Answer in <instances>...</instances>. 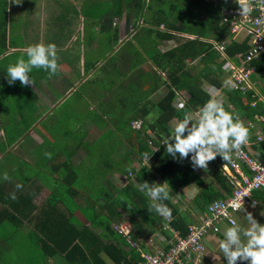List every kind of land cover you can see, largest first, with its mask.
<instances>
[{
  "label": "trees",
  "instance_id": "16d2710c",
  "mask_svg": "<svg viewBox=\"0 0 264 264\" xmlns=\"http://www.w3.org/2000/svg\"><path fill=\"white\" fill-rule=\"evenodd\" d=\"M5 3L4 0H0V17L5 13ZM93 3L99 7L97 2L93 1ZM101 4L99 9H104L105 12L99 13L98 20L112 12L114 16L121 17L122 12L126 10L129 19L134 13L133 17L136 20L141 18L148 22L150 26L154 23L156 28L159 25L166 28L163 33L156 31L154 27L146 28L149 35L155 31L157 38L169 40L174 38L170 32H174L193 35L196 39H186V41L178 42V45L166 51V58H155L156 56H154L155 59H150L153 65H157L158 69H163L160 68L163 63L170 69L163 80L168 91L154 106L156 107L155 121H145L152 109L143 105L142 114H139L135 109L137 107H135L134 114L125 120L124 124L131 133L135 134L138 145L136 149L131 147V150L127 153L137 155L139 161L144 158V153H148L150 156L148 161L152 165L142 166L137 171L132 170L133 177L127 178L126 185L123 188L113 187L114 193H110L106 187L100 185L97 190L99 193L98 198H90L89 205L95 208L90 215L95 219H88V222L94 228L98 225L101 228V233L98 235L95 230L85 225L82 227L75 226L68 218L61 219L60 223L62 224H60L59 229L53 230L52 226L55 225L49 220L50 216L46 213L45 217L49 222L44 224L41 222L35 223L31 235L41 245L40 250L44 259L45 257L58 256L67 264H138L141 260L139 254L135 250L126 249L123 239L113 230L112 224L120 221L115 217L121 215L118 212V209L121 208L130 216L129 221L132 222L131 224L134 227L132 233L134 240L139 241L137 236L139 224L136 223V217L148 225L151 230L166 232L162 226L164 218L150 209L151 201L140 188L143 182L149 184L153 182L163 184L166 182L169 184L170 199L164 201V203L172 211L171 228L181 236L188 233L187 227L190 222L187 211L181 210V206L183 207L184 203H188L187 201L184 202L185 197L182 189L190 184L199 187L198 194L190 202L197 211V215L202 214L209 204L219 198H224L225 194L230 191L224 177L218 171L217 163L214 164L210 161L208 165L213 169L212 177L219 188L204 182L192 169L189 160L173 159L166 153L162 144L171 135L172 123H175V120L178 122L184 119L186 113L193 115V111L201 107L210 98L202 86L203 82L206 81L217 87L222 85L223 79H221V76L224 75L222 68L224 62L213 51L211 44L204 40L208 37L213 38L215 41L222 40L228 34V28L221 25L218 6L213 9L211 5L205 3V0H106ZM224 6H226V3L220 5V7ZM202 14L205 19L201 17ZM58 22L61 23V19ZM0 25V30L4 32L6 28L5 18L2 19ZM133 26L138 27L135 22ZM193 27H200L202 32L194 33ZM175 38L177 41L179 40L178 37ZM233 38V40L230 39L231 41L227 46V53L232 58L238 53H246L249 48L246 43L239 42V40L241 41L240 35ZM182 39L185 38L182 37ZM152 45L155 48V44ZM5 46V41L0 43V49L2 47L4 49ZM3 52L1 51L0 54ZM197 58L202 59L203 67L199 73L193 75L182 64L187 59L195 60ZM253 64L258 65L257 62H253ZM5 75L6 66L2 65L0 68V83L6 79ZM136 91L139 93L138 95L144 96L143 92L137 89ZM178 94L185 99L183 108L174 106ZM250 101L251 94L242 95L232 90L225 91L223 104L226 110L233 112L242 122L244 119L254 121L255 114H263L264 107L259 104L256 108H252L249 105ZM137 117L142 121L140 130L131 128V122ZM1 125L2 122H0V129L3 128ZM5 136V140L1 144L3 146L0 147L3 152L7 149V146H11L17 139L12 136V133H6ZM155 149L159 150L156 151ZM246 149L251 156L257 157L256 151L264 152V142L246 147ZM219 159L220 161L223 160L221 157ZM131 163L132 161L128 162L127 167L116 169L119 173L128 175ZM4 186L5 184H0V193L2 194L0 196V227L9 222H22L23 218L32 213L31 208L21 207L22 204L26 205L25 199L20 198L19 195L16 196V199H11V194L14 192L6 193L3 190ZM100 198H103V203L98 207L100 211H96L97 200ZM254 199L258 203H264V189L256 192ZM2 218H5V220H1ZM141 245L144 249L147 248L146 245L142 243Z\"/></svg>",
  "mask_w": 264,
  "mask_h": 264
},
{
  "label": "crops",
  "instance_id": "0c3cea01",
  "mask_svg": "<svg viewBox=\"0 0 264 264\" xmlns=\"http://www.w3.org/2000/svg\"><path fill=\"white\" fill-rule=\"evenodd\" d=\"M29 6V10H27V22L32 23L31 28H28V35L26 36L24 31H21L22 34H19V29L16 27L15 28V19L18 20V12H19V4L18 3H5V13L2 15V19H6V28L4 32L0 30L3 36H5V44L7 49L0 54V61L4 59H11L15 55H21L25 53V48L30 45V44H35V43H54L56 45L57 53H58V61H61L60 63L63 64L64 66H67L65 63V60L62 56H65L68 52V50L75 49V46L79 48L80 54L78 56V59L74 61L71 67H66L61 69L58 67V72L55 76H53V84L52 88L54 90H51L47 84L43 85L42 87L35 88V95L37 96L35 100L38 104L33 108L32 113H38L40 112V115L35 117L36 119L32 123L25 122L24 125L20 127V129H23L19 137H17L15 143H13L11 146H7V149H9L7 152H3L0 150V155H3L0 157V162L4 159L5 155L8 153L15 154L17 159H21V162H24L25 164L28 165L29 168H38L43 174H46V178L44 180L38 179L36 176L33 175H28L27 178L24 179V182L20 180L19 178L15 179V176L12 178H9V180H1L0 179V184L5 183L7 187H5L3 190L6 193L14 192L18 190L19 192L15 193V195H19L20 198L25 199L24 202L25 204H22L21 207H28L29 209H32V213L29 214V216H26V218H23L22 222H9L4 225H1V228L6 230L8 228L7 224L14 230V235L16 236L17 240H21L23 242V246H25V242L20 238L22 236L29 238L30 240H35L32 238L33 235H31V230L34 227V224L37 222L41 223H48V219H46V213L49 214L50 216V221L55 226H52V229H59V226L61 222V219H66L70 220L73 225L75 226H80L82 227L83 225L92 228L95 230V233L98 235L101 233V228L98 227H93L91 223L88 222V219H95L92 215L93 211L95 208H92L89 203H90V198H98L99 193L97 192L98 188L100 185L103 187H107L106 189L108 190V186L110 185L112 189L111 193L114 192L113 187H116L118 189L123 188L126 185V182L123 183L122 186L116 185L117 183L112 184L109 183L112 181H119V175H122L126 177V180L128 177H133V171H137L136 165L137 162L139 161L137 158V155L131 154L130 153L126 154V159L125 163L128 165V162L132 161L131 163V169L129 170L128 175H124L122 173H119L117 169L119 166H117V169L114 168L113 166L114 163L110 164L109 161H106L103 159V154L101 158L103 159L101 161V167L107 166L108 169L111 168V172H108L105 176L101 174V178L97 179L99 175L96 174L95 171H90L88 172L86 166L90 165V162H87V158L89 157V152H90V146H87V143L84 142L85 138L87 136V139L95 138L96 140H99L104 131L103 130L101 133L96 127H91L90 121L87 123V126H89L88 129L84 131V134H86L85 137L82 138L79 142H69L65 140H59V137L56 136L54 137L53 133L50 132V128H53V124H49V121H53L55 118L50 120V116H54V111L65 104L67 101H69L74 94H76V90L80 83H85L91 76V71L94 69V67H99L103 65L105 60L109 59H114L115 67L119 65V68L126 67L127 70L130 68L134 69V72L129 76L130 78L125 81L124 84H121L122 87L129 86L130 84L134 85L136 88L137 86L139 87L140 91L143 92L144 98L139 100L138 105L135 108L139 114H142L141 111L144 109V107L150 106L149 100L151 99L150 96L153 93H156L161 90V98L164 97V95L167 93L168 88L164 84L163 79H156L154 77V72L157 75V69L155 68L153 64L150 63V58H148V64H143L141 66V69L137 67H131L132 65L129 64L128 59L134 60L133 58V50L136 53L137 48L139 49L140 46L136 45L134 49L131 51L127 50L125 48L126 44L130 41V44H134L135 42V37L141 33L140 36H144L145 33L149 34L148 31H140L142 30L141 27L144 26H138V29H136L133 26V23L136 21V19L133 17V15L128 18V15L126 14V10H124L121 14V17L114 16L113 12L111 14H106V16L101 17L98 20L99 13L100 12H105L104 9H99L101 7H98L97 13L94 14L93 11H87L86 13L83 12V7L87 6V1L88 0H70L71 2V11L70 13L64 14L68 21L65 23L62 22L59 23V19H63V16L60 15L59 10L62 5H64L65 0H26ZM96 2V0H93ZM92 1V2H93ZM106 0H103L104 2ZM57 7V10L56 8ZM35 11V12H34ZM10 12V13H9ZM47 13V15L45 14ZM9 14V15H8ZM9 16V17H8ZM15 16H17L15 19H13ZM133 22V23H132ZM87 23V24H86ZM99 24V25H98ZM1 26V25H0ZM129 26L133 28L135 31H130L128 28ZM140 29V30H139ZM32 30L37 34V37H34L32 34ZM95 30V35L94 34ZM56 32L55 36L54 33ZM97 31V32H96ZM16 33V35H14ZM96 33L100 34H105L106 37V42L110 47V50L105 53L106 55L104 56L103 60H100L99 58L88 54V56H83L84 47L85 44L88 42L87 46L89 48L90 44L93 41H96L97 36ZM91 34V40H87L86 38L89 37ZM43 36V37H42ZM28 37V39H26ZM58 38L56 41L55 38ZM145 37V36H144ZM21 39V43H18L17 41L14 40V45L16 46H22L20 47H14L11 48L12 40L11 39ZM134 38V39H133ZM7 39V40H6ZM51 39V40H49ZM23 40H28V42L24 43L22 42ZM7 41V42H6ZM75 42L77 44H75ZM28 43V44H27ZM156 45V44H155ZM9 46V47H8ZM62 48L63 51H59V48ZM146 44L142 47V52L146 51ZM125 50V51H124ZM62 52L63 55L61 54ZM76 55V54H75ZM77 57V56H76ZM26 58V56L24 57ZM154 58V57H153ZM60 66V64H59ZM76 66V67H75ZM86 66H88V71ZM75 67V68H74ZM113 69L114 65H113ZM160 70V69H159ZM140 71V72H136ZM147 71L150 73L149 76H146ZM83 78L80 82L78 80L72 81V79L69 77V74H76L77 73ZM142 73V77L144 79V83H140L142 80L141 77L138 78V76ZM145 73V74H144ZM129 74V73H128ZM39 76L41 78L39 81H42L44 78L43 73H39ZM158 76V75H157ZM115 77V75H114ZM137 79H138V84H137ZM157 80V82H156ZM40 83V82H39ZM117 84V83H116ZM165 86V87H164ZM26 92H32V87L31 85L26 86ZM151 87V88H150ZM81 98L85 97L81 95ZM158 100V101H159ZM110 102V98L106 96V99H103V97H100L96 103L99 107H102V105L105 102ZM150 102V103H149ZM72 100H70L71 105ZM147 106V107H148ZM44 108V109H43ZM147 111V109H146ZM80 110H78L77 113H79ZM35 116V115H34ZM103 117H109L107 115H104ZM34 118V117H32ZM31 118V119H32ZM57 118V117H56ZM109 119V118H108ZM134 119V118H133ZM136 119H139L137 117ZM134 119V120H136ZM133 120V121H134ZM105 123L107 121L104 118ZM146 121V120H145ZM175 122V121H174ZM80 125H82V122H79ZM104 128V127H103ZM105 129V128H104ZM18 130V129H17ZM16 130V131H17ZM54 132V131H53ZM0 133H3L4 138H0V142L3 143L5 140V130L3 128L0 129ZM50 133L52 134V138L50 136ZM65 135H76L73 132H63ZM100 133V134H99ZM51 141L48 142V147L45 148L46 150V156H44V161L39 162L37 160L38 153L40 150H42L45 146L46 141ZM65 141V142H64ZM126 142V147L128 148V151L131 150V147L133 149H136L138 147L137 141L135 140V134L132 133V135L128 136ZM1 143V144H2ZM0 144V147L3 146ZM6 147V146H5ZM16 152H19L16 153ZM257 156H264L263 151H256ZM107 156V159L110 156H113L114 154H104ZM123 158V157H122ZM121 163V162H120ZM118 163V164H120ZM210 168H212L209 165ZM209 167H207V172L206 177H212V172H210ZM20 167L17 165L12 169L16 171ZM2 169V168H1ZM77 169H79L77 171ZM86 170V178L88 181V186H89V192L88 189L85 190V192H82V187H83V172L82 170ZM16 173V172H15ZM14 173V174H15ZM80 173V174H79ZM195 173L204 181L207 183L205 179V170L204 169H199L197 168L195 170ZM22 176L21 173L16 174ZM62 176H65L62 177ZM48 177H51V182L54 184H50L47 179ZM213 178V177H212ZM28 182V184L26 183ZM104 182L106 183L104 185ZM15 183V186L13 185ZM17 184H22L23 187L20 189L16 188ZM14 188H13V187ZM65 188V189H64ZM219 188V186H218ZM220 190V189H219ZM64 191H67L69 195L72 197V206H69L68 204L64 203L63 200H60L59 197L64 193ZM109 191V190H108ZM28 192V193H26ZM195 192V196L199 192V187H197L194 184H190L184 189H182V193L185 197L184 202H188L189 200L187 197H189L191 200L195 198V196L192 195V193ZM76 199L77 203L74 201ZM103 203V198H100L97 200V208L96 211H100L98 208L99 205ZM187 203V204H188ZM1 207V205H0ZM96 207V206H95ZM184 206H181V210H184ZM195 210V208L193 209ZM90 212V213H89ZM251 213L256 219V221L259 224L264 225V203L259 202L257 207L254 209H251L249 207H246L242 209L240 213H238L236 217L237 223L241 225L247 224L245 220V215ZM121 214V218H127L126 215ZM189 214V213H188ZM62 215V216H61ZM199 215H197L198 217ZM96 217V216H95ZM190 217V222H198V218H194L189 214ZM162 218H164L162 216ZM1 220H5V218H2ZM139 229H137V236L139 238V241L142 242V244L145 245V239L148 238L149 236L153 234H157L162 238L166 239H171V233L166 230L165 233H163L161 230H151L148 225H146L141 219H139ZM141 220V221H140ZM22 223V224H20ZM116 223V222H115ZM113 223V224H115ZM112 224V225H113ZM228 224H222L220 226V229L216 231V234H210L206 236L205 238V249H206V257H205V264H226L225 258L219 253L218 249V238H223L224 235V227ZM230 226V225H228ZM134 229V227H133ZM141 230V231H140ZM146 230H149V233L146 235ZM99 232V233H98ZM33 233V232H32ZM6 235H3L0 233V253L1 254H9L11 252H15L16 249L15 247V242L12 240V243H10L7 239H5ZM20 243V242H19ZM33 245L36 247L38 251L40 250L39 243H33ZM220 256V258H219ZM81 258V257H80ZM52 259H54V262H59V264H66L65 261L56 256V257H43V260L41 261V264H49V262H52ZM237 264H241L240 261L237 262ZM246 264V262H244Z\"/></svg>",
  "mask_w": 264,
  "mask_h": 264
},
{
  "label": "rangeland",
  "instance_id": "374dc122",
  "mask_svg": "<svg viewBox=\"0 0 264 264\" xmlns=\"http://www.w3.org/2000/svg\"><path fill=\"white\" fill-rule=\"evenodd\" d=\"M4 1L9 2V3H18L19 4V12L17 15L18 20L15 19L17 16H15L13 18V19H15V28L17 27L20 30L19 34H22L21 31H24L25 35L27 36L28 31H29L28 28H31V26H32V23H28L27 18H26L27 10L30 9L27 1L26 0H4ZM69 1L70 0H65L64 5L61 6V8L59 10V13L61 16H63L64 14H66L68 12L70 13V11L73 9V8L72 9L70 8L71 2H69ZM92 1L93 0L87 1V3H88L87 6L83 7L84 13H86L87 11H90V12L93 11L94 14L97 13L98 7ZM102 1L103 0H96L97 5L99 7H100V5H102L101 4ZM55 8L57 10V7H55ZM45 14L47 15V13H45ZM201 17L205 19V16L203 14L201 15ZM2 18L3 17L1 15L0 23L2 21ZM61 20L65 23L68 21V19L65 15L63 16V19L61 18ZM135 23L137 25H139L140 27L141 26L145 27V29H144V27H141L142 30L139 29L142 32H144V31L146 32L147 31L146 28H153V27L156 28L154 23H153V25L150 26L148 22H145V20H142L141 18L136 20ZM128 29L130 31H135L130 26ZM136 29H138V27ZM193 29H194L193 32L196 34H198L199 32H202V29H200V27H193ZM156 31L163 33L166 31V28L160 27V25H159L156 28ZM32 34L34 37H37V34L33 30H32ZM55 34H56V32L54 33V36H55ZM14 35H16V33ZM93 35H95V30H94ZM140 35H141V33L139 34V36L137 35L135 37L136 40H135L134 44L129 43L130 41H132V39H131L125 46V48L129 51L134 49L136 45L140 46L139 49L137 48L136 53L133 50L134 60L128 59L129 64L132 65L131 67H134V68L137 67L139 69H141V66L143 64H146L148 62V58H150L151 60H153L155 58H160V57L166 58L167 57L166 51L174 48L176 45H178V42H182V40L186 41V39H196L195 36L185 34V33L172 34L174 38L169 39V40L157 38L155 31L152 32V34H150V35L145 33L144 34L145 37L140 36ZM96 36H97L96 41L92 40V43H89L90 44L89 48L87 46L88 42L85 44L84 51H82L83 56L86 57V56H88V54H90V55H93V56L99 58L100 60H103L104 56L106 55L105 53L108 51V49L110 50V47L106 42L105 34L96 33ZM199 36H201V35H199ZM175 37H178L179 40L177 41ZM182 37H184L185 39H182ZM3 38H5V36H3L2 33L0 32V43L5 41ZM26 39H28V37H26ZM86 39L90 41L91 40V34ZM211 39H213V38H211V37L206 38V40H211ZM11 40L13 41L11 44V48H14V47L22 48V46L14 45V40L17 41L18 43H21V39L13 38ZM49 40H51V39H49ZM55 40L57 41L58 38L56 37ZM22 42L26 43V42H28V40H23ZM75 44H77V43L75 42ZM144 44H146V47H144V48H146V51L142 52V47L144 46ZM152 44H157V45H155V48H154V45H152ZM77 46L78 45L75 46L76 50L75 49L68 50L67 54L65 56H62L68 67H71L72 64L74 63V61L76 59H78V56L80 54V50H79V48H77ZM6 49H7L6 46L4 49L2 47L0 49V53H1V51H5ZM59 51H63V49L60 47ZM63 53L64 52H62L61 54L63 55ZM154 56H156V57L153 58ZM22 57H25V53H23L21 55H15L11 59H5L3 62L0 61V68L2 67V65L6 66V68H7V66L10 63H15L19 58H22ZM60 62L61 61H58V67H60L61 69L67 67V66H64L63 64H61ZM113 62H114V59L105 60V62L101 66V68L99 67V65L97 67H94V69L91 70V71H93V73H91L90 78L85 83H80V85L78 86V88L76 90V94H74V96H72V98L70 99V100H72L71 105H69L70 104V100H69L65 104H63L62 106L57 108L54 111V116H50V120L53 118H55V119L52 122L49 121L50 122L49 124H51V123L53 124V122H55L53 125V128H50V132L53 133L54 137H56V136L59 137L58 141L65 140V141H69L72 143L79 142L80 140H82L83 137L86 136V134H84V131L86 129H88L90 125H91L90 128H92L94 126L100 131V133L103 130H105L102 137L99 140H96L95 138H92V137H90L91 139H87V136H86L85 141H84L87 143V146H90L89 154H91L87 158V162H90V165L86 166V168H87L89 173H90V171H95L96 174L99 175V177H97V179L102 177L101 174H103V176H105L108 172H111L110 171L111 168L108 169L107 166L101 167V161L103 159L106 161H109L110 164H112V162H113L115 165L114 168H117V165L119 167H122V168L127 167L126 163L124 162L126 159V154L128 152V148L125 145L126 144L125 141L127 140L128 136L132 135V133L128 129V127H125L124 121L129 119L134 114V108L138 105L139 100L140 99L142 100L144 98V96L138 95L139 93H137V91H136V89L138 91H140L138 86L136 88L132 84H130L127 87H125V86L122 87V85H121V84H124L125 81L130 78L129 76L134 72V69L130 68L129 70H127L126 67H123L121 69V68H119V65H117L115 67V63H113ZM150 63L153 64L152 61H150ZM59 64H60V66H59ZM113 65H114L115 69H113ZM182 65H185L187 67V69L193 75H196L197 73H199L203 67V63H202L201 58H197L195 60L187 59L185 61V63ZM154 67L157 68V65H154ZM88 68L89 67L86 66L87 73L90 72V71H88ZM160 68H163V69L162 70L157 69V75L158 76L154 72V74H155L154 77L158 80L159 79L164 80L166 75L170 71V69L167 68V66H165V63L161 64ZM136 72H140V71H136ZM39 73L44 74V77H43L44 79L42 81H39V79L41 78V76H39ZM30 75L34 81L33 85H31V87H32L31 93L26 92L27 87L21 86L19 81H16L11 86L8 85L7 79H4L3 82L0 83V122H2L1 127H3V129L6 130L7 134L12 133V136L14 138L19 137V135L23 132V129L22 128L20 129V127L22 125H24L25 122H27V124L28 123L30 124L36 119L35 117L40 115V112L35 113L36 112L35 111L34 113H32L34 106L37 104V102L35 101V100H37L36 99L37 96L34 94L36 91L35 88H39V87H42L43 85L47 84V86L51 90H54L52 88L53 77L49 78L45 72L39 71L36 69H34ZM114 75H115V77H114ZM149 75H150V73L147 71L146 76H149ZM69 77L72 79V81L78 80V82H80L83 79V78H81V76L78 73H77V77H76V74H74V73L69 74ZM139 77H141V79H142L140 81V83H144L145 78L142 77V73H140L138 78ZM221 79H223V81H224L225 75L221 76ZM156 82H157V80H156ZM41 84H43V85H41ZM137 84H138V79H137ZM205 85H210V84L205 81L202 83V86L204 87ZM161 94L162 93L160 90L156 93H153L150 96L151 99L149 101L152 103L149 102L150 106H148V104H147V106L150 107L152 109V111L147 116L146 121L153 122L156 120V113H155L156 107H154V106H155V104H157L159 98L162 96ZM81 95H83L85 97V99L81 98ZM106 96L110 98V102L106 101L105 103L100 105L102 107H99L97 105L96 101L100 97H103V99H106ZM179 97L183 98L180 94H178L177 99ZM37 106H38V104L36 105V107ZM229 108L232 109L231 106H229ZM78 110H80L79 113H77ZM104 115H107L109 117H107V118L103 117ZM32 117H34V118H32ZM104 118L107 121V123H105ZM80 121L82 122V125L79 124ZM89 121L91 124L89 126H87V123ZM174 126H175V123H172L173 128H174ZM13 127H15V128H13ZM15 129L16 130L18 129V130L14 131ZM11 130H12V132H11ZM19 130L22 132H18ZM64 131L73 132L76 135H65L63 133ZM51 133H50V136L52 138ZM2 134L3 133H0L1 139L4 138V135H2ZM48 142H51V141L50 140L46 141V143H45L46 147H44L38 153L39 157L37 158V160L38 161L40 160L39 162L44 161V156H46V151H45L46 149L45 148L48 147ZM1 143L2 142H0V144ZM9 149H6V152ZM16 153L19 154V152H16ZM100 154L101 155L103 154V159L101 158ZM104 154H109V155L114 154V155L110 156L107 159V156H105ZM2 156L3 155H0V157H2ZM118 163H120V164H118ZM17 165L20 168L17 171H16V169L14 171H12L11 168H13ZM78 170L79 169H77V171ZM4 172H6L8 174L9 178H11V177L13 178L15 176V179L19 178L23 182H24V179L27 178L28 175L36 176L38 179H41V180H44V178H46V174H43V172H41L38 168H29L27 164H25L24 162H21V159H17L15 154H11V153L6 154L4 159L0 162V175H2ZM82 172H83V187H82L81 191L85 192V190L88 189V192H89V186L87 183L88 181L85 182V180H87L86 170L83 169ZM19 173H21L22 176L16 175ZM206 173L208 174V172L205 170V179H206L207 183L212 184L216 188H218V184L215 182V180L212 177H206ZM210 176H212V175L210 174ZM62 177L65 178V176H62ZM118 178H119V181L118 180L112 181V182L109 181V183H112L114 185H115V183H117L116 185L122 186L123 183H125L127 181L126 177H124L122 175H119ZM47 179L50 180V181H48L50 184H54L53 182H51V179H52L51 177H48ZM1 180H3V179H1ZM26 183L28 184V182H26ZM2 184H5V183H2ZM105 184L106 183L104 182V185ZM13 185L15 186V183H13ZM4 187H7L6 184ZM108 188H109L108 189L109 191H110V189H112V187L110 185L108 186ZM17 192H19V191L16 190L15 193H17ZM111 192L112 191H110V193ZM26 193H28V192H26ZM1 195L2 194L0 193V196ZM187 198H189V197H187ZM59 199L63 200L64 203L68 204L69 206H72V197L69 195V193H67V191H64V193L59 197ZM188 200H190V201L188 204H185L184 211L186 210L187 213L191 214V216L194 219L197 217V214H196L197 211L193 210L194 207L190 204V202L192 200L190 198ZM74 201L77 203L76 199H74ZM118 212L123 213V215H126L128 220H130L129 214L124 209L120 208V209H118ZM115 218L118 220H125L124 217L121 218V215L119 217H115ZM136 221H137V223L139 222L137 217H136ZM7 226H8V228L6 230H4L3 228L0 227V233L3 235H6L5 239H7L10 243H12V240L15 242L14 248L16 249V251L11 252L9 254H1L0 253V264H41V261L43 260V255H42L41 251H38L36 249V247L33 245V243H37V241L36 240H30L29 238H27V236L26 237L22 236L20 238L25 242V246H23V242L19 239L17 240L16 236L13 234L14 230L9 226V224H7ZM143 233H146V235H147L149 233V230L148 231L146 230V232H143ZM216 233L217 232L215 230H211V231H209L208 235L216 234ZM205 238H204V242H205ZM205 257H206V253H205ZM53 260L54 259H52V262H49V264H59V262H54Z\"/></svg>",
  "mask_w": 264,
  "mask_h": 264
},
{
  "label": "built area",
  "instance_id": "2783aa9c",
  "mask_svg": "<svg viewBox=\"0 0 264 264\" xmlns=\"http://www.w3.org/2000/svg\"><path fill=\"white\" fill-rule=\"evenodd\" d=\"M205 2L214 7L220 2H226L219 15L221 25L228 28V34L222 40L206 41L224 62L222 68L226 80L224 79L220 87L205 85L203 87L205 92L210 98L215 97L222 103L225 100V91L233 90L242 95L251 94L250 107L256 108L259 104L264 107V0H205ZM245 2L251 7L247 15H241L239 5ZM236 35H240L239 42L246 43L249 48L246 53H238L232 58L227 53V46ZM253 62H257L258 65ZM182 104H185V99L180 97L174 102L176 108H181ZM198 109L193 111V117ZM254 118V121L246 119L243 121L249 129V139L242 145L241 150L234 151L230 161H220L219 156L211 161L217 163L219 173L230 188L229 193L209 204L197 217L198 222L189 223L185 236L171 228L172 216L164 217L163 229L169 231L172 238L166 239L153 234L145 239L147 248L144 249L141 241L133 239L134 229L129 220L125 218L112 225L113 230L123 239L126 249L135 250L139 254L141 260L138 264H205L204 238L209 231H218L225 223L231 226V222L236 221V216L242 209L257 207L259 203L254 199V194L264 189V156L253 157L246 147L264 142V112L255 114ZM141 127V120L131 122L132 129L140 130ZM150 165L151 163L143 158L137 162L136 168L138 170L142 166ZM209 170L213 171L210 167ZM236 204L240 205L238 209L235 207Z\"/></svg>",
  "mask_w": 264,
  "mask_h": 264
},
{
  "label": "clouds",
  "instance_id": "9594fccd",
  "mask_svg": "<svg viewBox=\"0 0 264 264\" xmlns=\"http://www.w3.org/2000/svg\"><path fill=\"white\" fill-rule=\"evenodd\" d=\"M222 3L226 2L217 4L219 11ZM239 6L241 15L249 13L251 7L249 3L245 2ZM211 7L217 8L213 5ZM25 56L26 58H19L7 66L5 77L9 86L16 81H19L21 86L33 85L34 81L30 74L34 69L45 72L49 78L57 74L58 53L54 43L30 44L25 48ZM180 107L183 108L184 105ZM175 123L171 135L162 144L166 153L173 159L189 160L193 170L197 168L207 170L208 162L217 156L224 161H230L232 153L239 152L249 139V129L215 97L209 98L199 107L194 117L186 113L184 119L178 122L175 120ZM143 156L148 162L150 157L148 153H144ZM0 179L7 181L9 176L4 172ZM22 187V184L16 185L17 189ZM140 188L151 201L150 209L165 218L171 217L172 211L164 203L170 199L168 183L143 182ZM192 195L195 196V192ZM11 199H16L15 193L11 194ZM235 207L238 209L240 205L236 204ZM245 220L246 226L233 220L231 226L224 227L223 238H218L219 253L225 258L226 264H237L238 261L241 264L244 262L264 264V225L259 224L251 213L245 215Z\"/></svg>",
  "mask_w": 264,
  "mask_h": 264
},
{
  "label": "bare ground",
  "instance_id": "6f19581e",
  "mask_svg": "<svg viewBox=\"0 0 264 264\" xmlns=\"http://www.w3.org/2000/svg\"><path fill=\"white\" fill-rule=\"evenodd\" d=\"M43 37V36H42Z\"/></svg>",
  "mask_w": 264,
  "mask_h": 264
}]
</instances>
